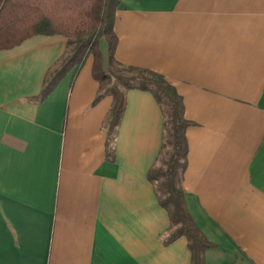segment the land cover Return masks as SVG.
Segmentation results:
<instances>
[{"label": "crops", "instance_id": "obj_1", "mask_svg": "<svg viewBox=\"0 0 264 264\" xmlns=\"http://www.w3.org/2000/svg\"><path fill=\"white\" fill-rule=\"evenodd\" d=\"M113 31L118 63L182 98L181 186L205 264H264V0H119ZM65 45L38 34L0 49V264H189L147 177L163 139L151 93L126 90L108 143L92 55L35 99Z\"/></svg>", "mask_w": 264, "mask_h": 264}, {"label": "trees", "instance_id": "obj_2", "mask_svg": "<svg viewBox=\"0 0 264 264\" xmlns=\"http://www.w3.org/2000/svg\"><path fill=\"white\" fill-rule=\"evenodd\" d=\"M119 0H0V49L19 45L34 35L60 34L66 37L63 54L47 70L40 92L44 100L57 83L72 70L71 83L86 58L93 56L92 73L98 81L95 100L112 98L105 118L106 141L112 140L120 122L125 92L139 89L151 93L163 115V139L155 165L147 177L153 183L157 201L169 218L165 242L184 236L190 252L189 264H205L204 251L212 246L191 220L181 186L186 166L185 130L191 124L183 116V103L175 87L160 73L123 66L114 59L117 39L113 31ZM106 44V66L100 44ZM107 153H112L111 147Z\"/></svg>", "mask_w": 264, "mask_h": 264}, {"label": "rangeland", "instance_id": "obj_3", "mask_svg": "<svg viewBox=\"0 0 264 264\" xmlns=\"http://www.w3.org/2000/svg\"><path fill=\"white\" fill-rule=\"evenodd\" d=\"M103 42H105V41H103ZM103 42H101V45H100V47L104 45V43H103Z\"/></svg>", "mask_w": 264, "mask_h": 264}]
</instances>
